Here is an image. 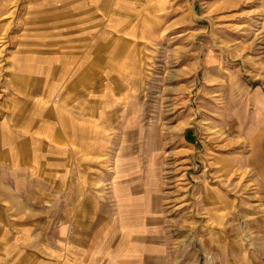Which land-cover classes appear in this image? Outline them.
<instances>
[{
    "label": "crops",
    "instance_id": "obj_1",
    "mask_svg": "<svg viewBox=\"0 0 264 264\" xmlns=\"http://www.w3.org/2000/svg\"><path fill=\"white\" fill-rule=\"evenodd\" d=\"M158 1L29 0L0 90V264H264V129L230 166L250 215L236 181L199 176L175 214L159 180L142 128Z\"/></svg>",
    "mask_w": 264,
    "mask_h": 264
},
{
    "label": "rangeland",
    "instance_id": "obj_2",
    "mask_svg": "<svg viewBox=\"0 0 264 264\" xmlns=\"http://www.w3.org/2000/svg\"><path fill=\"white\" fill-rule=\"evenodd\" d=\"M261 2L157 3L156 43L144 52L142 128L146 145L158 138L167 156L159 180L178 207L175 214L185 207V193H191L187 185L199 176L211 183L226 182L227 187L230 181L238 182L237 213L251 214V177L239 176L231 167L245 164L257 144L250 138L264 129ZM28 4L29 0H0V90L6 59L21 47L17 39L28 28ZM244 228L239 222V229Z\"/></svg>",
    "mask_w": 264,
    "mask_h": 264
},
{
    "label": "built area",
    "instance_id": "obj_3",
    "mask_svg": "<svg viewBox=\"0 0 264 264\" xmlns=\"http://www.w3.org/2000/svg\"><path fill=\"white\" fill-rule=\"evenodd\" d=\"M173 1H181V0H173Z\"/></svg>",
    "mask_w": 264,
    "mask_h": 264
}]
</instances>
